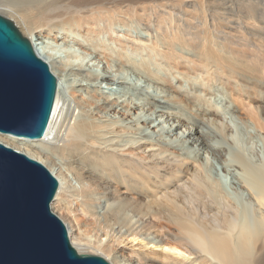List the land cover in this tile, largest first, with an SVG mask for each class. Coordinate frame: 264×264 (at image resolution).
Listing matches in <instances>:
<instances>
[{"label": "bare ground", "instance_id": "6f19581e", "mask_svg": "<svg viewBox=\"0 0 264 264\" xmlns=\"http://www.w3.org/2000/svg\"><path fill=\"white\" fill-rule=\"evenodd\" d=\"M58 1L0 0V13L15 17L59 83L45 136L0 133V142L39 161L58 179L54 213L57 203L67 208L71 195L109 236L103 244L102 237L77 234L75 225L58 215L72 245L79 253H105L108 260L113 255L114 264H264V163L246 158L245 133L237 131L239 151L229 152L231 158L224 162L238 192L232 197L217 175L204 169L197 148L191 150L198 145L220 156L228 153L224 143L211 144L215 136L195 119L201 114L223 116L219 106L198 107L185 98L181 86L175 90L183 97L180 102H173L175 96L147 95V89L130 81L129 69L149 73L154 67L130 54L125 58L123 52H106L113 47L100 38L109 32L120 42L135 43L137 34L127 39V33L112 26L137 21L149 31L141 37H172V45L184 44L195 60L212 63L215 69L209 75L229 71L233 77V70L243 66L264 77V0H63L66 6L61 1L54 5ZM97 23V28L90 27ZM76 28L84 35L75 34ZM76 46L89 49L93 58L109 53L107 70L95 74L89 61L76 62ZM60 51L71 58L61 61ZM181 58L174 61L188 62V57ZM219 58L221 66L215 64ZM199 84L193 82L192 92L205 85ZM67 90L87 92L77 113L84 119L63 118ZM185 123L195 131L181 129ZM173 138L179 144L171 143ZM69 172L80 186L69 180ZM164 223L177 233L166 232Z\"/></svg>", "mask_w": 264, "mask_h": 264}, {"label": "water", "instance_id": "95a60500", "mask_svg": "<svg viewBox=\"0 0 264 264\" xmlns=\"http://www.w3.org/2000/svg\"><path fill=\"white\" fill-rule=\"evenodd\" d=\"M58 87L31 41L0 13V133L43 138ZM58 188L42 163L0 142V264H111L72 245L52 211Z\"/></svg>", "mask_w": 264, "mask_h": 264}, {"label": "rangeland", "instance_id": "374dc122", "mask_svg": "<svg viewBox=\"0 0 264 264\" xmlns=\"http://www.w3.org/2000/svg\"><path fill=\"white\" fill-rule=\"evenodd\" d=\"M60 1L64 5L67 4L66 1L59 0L54 5L60 6ZM241 1L243 0H239V2ZM233 2H235V0H233ZM8 15L9 14H7L5 17L12 19L21 33L24 34L22 26L18 25L15 17H11L10 15ZM64 17L67 18L68 15H64ZM104 23L105 21H101L99 24L101 26H104ZM134 23L135 24L133 26H131L130 24L127 25L118 23L116 25H113L112 27H114L116 31L122 30L121 32H119L121 34L127 33V39L129 37V39H134L135 36L133 37L130 34H137L138 38L134 39L135 43L130 41L120 42L118 39L116 40V38L110 37L109 32H105L101 35L103 37L100 38L104 39L103 42H106V44H111V46L113 47L109 48V50H106V52H112V54L114 55H118L117 51L123 52L125 54V58L127 54H130L131 57L133 56L137 58L138 62L141 61L142 63H144L145 61L146 63H148V65L154 67L149 73H137L129 69V71L132 73H130V81L133 84L139 85L143 89L145 88V91L148 90L147 92H145L147 95H150L148 93H151L154 95H159L160 97L163 95H168V97L173 98L175 96L176 98L173 99V102H180L183 97L182 95L179 96L177 92H175V90L176 87L178 88L179 86H181L182 91H186L185 94L187 95L185 96V98L189 97L194 99L198 107L211 108L214 106H219V108L222 110L221 113H224L223 116H210V119L207 115L201 114L200 116H197L198 119L196 117L195 119L198 121L200 126H202L203 124L202 128L204 127L207 132H212L211 134L215 136V138L212 139L213 141L210 140L211 144H213V146H218L219 143H224L228 147V153L226 152L220 156L214 153L210 148H202V146L198 145H196L197 147L195 146V148L191 146V150L194 151L197 148V154H199L200 160H203L202 164L204 166V169L206 171H213L215 175H217V178H219L223 182L227 192H229L232 197L236 196V193L238 192L236 191L235 185H233L231 181L232 174H230L229 171L224 168V162L226 161V159L231 158L229 152L239 151L240 145L238 146V144H240V142L238 143L237 140L238 135H235L237 131H242L243 133H245L246 137L244 146L246 149V158L252 163H261L262 161L264 163V77L261 76L259 71L252 70L247 66V69L244 68L245 70L242 69L243 66L240 70L238 68L236 70H233L234 72L237 71L238 73H235L233 77L230 76V74L228 75L229 71L223 76L219 75L218 73L209 75V73H211L215 69V66L212 65V63L206 60L205 62L195 60V57L189 53L184 44L174 43L175 45H172V37L171 39L168 37V40L161 39L160 41H156V36L141 37L142 35L148 34L149 31L143 25H141L142 23L139 24L137 23V21ZM99 24H93L92 26L90 25V27L97 28ZM71 25L72 26H70V28L72 29L76 27L74 24ZM74 32L75 34L82 33L84 35V32L82 30L79 31L78 28H76ZM46 36L50 37L48 33L46 34ZM121 38L124 39V37ZM74 49H76L75 52L77 51V54H79L76 58L74 57L75 59H77L76 62L79 61L85 63L86 61H89L90 66H95V69H93L92 71L95 74H102L107 70L109 65V62L107 60V58L109 57V53H107L105 56L102 55L101 57L99 56L93 58V55L88 54L90 52L89 49L85 51V49H81L79 46H76L75 48H73V50ZM60 52V56L63 54V56L60 57L61 61L66 62L71 58L69 54H65L69 52L65 51V53L62 52V54ZM168 54H171V56H169ZM68 55L69 58H67ZM182 56L188 57L186 58L188 62L178 64L174 61L175 57H179L178 60H182ZM74 58H72V60H74ZM209 63L210 65L209 67H207L208 65L205 64ZM221 63L222 60L219 58L216 60L215 64L221 66ZM250 71L252 72L250 73ZM193 82H196L198 84L199 82H201L199 85H202V83H204L205 85H203V87L201 88H198L197 91L192 92V89L195 86L193 85ZM104 85L105 90L109 92L108 94H112V92L108 89L109 85ZM87 95V92H84L82 94L81 92L76 93L73 90L66 91L64 95L66 104L64 105L63 114V118L65 120L70 121V119H84V116L79 117L77 113L78 110H80L78 107L79 100H82L81 98H84V96ZM187 113L191 115L192 112L191 110H189L187 111ZM172 117L173 116H170L168 118ZM164 120L165 117L160 118V121ZM164 123H166V121ZM190 127L194 128L193 131H195V127L191 123H185V125L182 126L181 129H186L188 131ZM147 132L155 135L152 129H148ZM174 138L171 140V143H174L175 145L179 144L180 140L176 139V144V140ZM68 176L69 180H71L73 184L80 186L77 182L75 174L69 172ZM67 198L68 200H70L67 203V208L66 206H62L61 204L57 203L59 207H55V213L63 217V219H65L67 223L71 222L70 224H74L75 228L78 229L75 233L78 234L82 231H85L86 234H91L93 238H95L96 236L97 238L102 237L103 244L107 243L109 240V236H106V234L103 235V231L99 230V228L96 226L94 220L95 218L91 216L90 213H87L84 210L85 207L81 205L80 201L75 197H71V195L67 196ZM68 208L70 209V211L67 210ZM251 215H253V211H251ZM163 229H166V232H169L173 235L177 233L176 228L174 226L168 225L167 223L163 224ZM165 247L169 248L168 245ZM89 250L95 251L94 247L89 248ZM126 252L130 251L126 250ZM100 255H102L109 263L114 264L111 259L113 255L109 260L107 259L108 257L105 253H102ZM186 261L190 262L191 259Z\"/></svg>", "mask_w": 264, "mask_h": 264}]
</instances>
